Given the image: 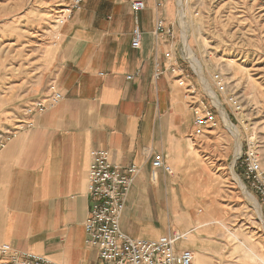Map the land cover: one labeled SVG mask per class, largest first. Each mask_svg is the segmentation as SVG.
I'll use <instances>...</instances> for the list:
<instances>
[{
    "label": "crops",
    "instance_id": "0c3cea01",
    "mask_svg": "<svg viewBox=\"0 0 264 264\" xmlns=\"http://www.w3.org/2000/svg\"><path fill=\"white\" fill-rule=\"evenodd\" d=\"M135 1L85 0L45 51L44 64L63 99L32 115L0 148V246L54 264H95L85 231L89 169L93 153L107 151L113 163L139 169L122 231L143 241L177 232L184 238L179 249L192 251L195 264H210L211 230L179 209L175 172L152 167L156 156L177 172L188 166L195 130L191 102L178 84L177 70L186 67L179 47L154 35L157 19L175 22L173 0L160 8L157 0H141L146 9L138 13ZM136 26L143 33L140 49L131 46ZM184 188L183 205L193 207Z\"/></svg>",
    "mask_w": 264,
    "mask_h": 264
},
{
    "label": "rangeland",
    "instance_id": "374dc122",
    "mask_svg": "<svg viewBox=\"0 0 264 264\" xmlns=\"http://www.w3.org/2000/svg\"><path fill=\"white\" fill-rule=\"evenodd\" d=\"M173 7L176 14V0ZM68 10L69 0H0V148L47 97L53 71L44 53L59 42ZM180 24L176 41L187 40L211 85L212 93L201 77L190 80L195 98L215 122L189 135L188 166L171 168L179 209L211 230L210 264H264V202L249 174L254 168L264 177V0H193ZM216 71L223 93L213 86ZM182 188L193 207L183 205Z\"/></svg>",
    "mask_w": 264,
    "mask_h": 264
},
{
    "label": "built area",
    "instance_id": "2783aa9c",
    "mask_svg": "<svg viewBox=\"0 0 264 264\" xmlns=\"http://www.w3.org/2000/svg\"><path fill=\"white\" fill-rule=\"evenodd\" d=\"M84 1L69 0V16L73 11L79 9ZM157 1L159 8L165 2V0ZM178 1H181L184 8L193 0H176L175 22L167 26L162 19H157L154 35L156 38L165 35L172 43L180 47L179 42L176 41L177 31L181 30L180 19L177 17ZM132 8L136 13L144 11L146 3L141 0L135 1L132 3ZM142 37L143 33L136 26L132 33L131 46L133 49L141 48ZM179 49L181 60L184 64H188L190 74H186L184 69H178V84L186 89V96L191 102L194 114V127L196 131H199L205 126L214 124L215 115L208 110L203 100L195 98L196 87L190 80L200 77L199 72L192 67L184 43ZM170 56L167 54V57ZM202 72L204 75L203 67ZM157 76L160 74L158 73ZM212 81L215 90L221 93L225 91V82L220 71L212 74ZM62 99L63 96L57 85L51 83L48 87L47 97L36 105V113H45L57 106ZM152 167L162 170L166 174H173V170L161 156H156L153 159ZM249 169V174L253 176L251 186L257 190L259 197L264 202V177L254 168ZM138 173L139 169L134 165L122 167L113 163L107 151H96L92 155L88 185L91 208L85 223V231L86 245L97 252L95 264H195V255L192 251L178 248L184 238L177 232L161 241H143L133 239L122 231L120 222L124 204ZM0 264L54 263L44 257L27 252L12 251L6 246H0Z\"/></svg>",
    "mask_w": 264,
    "mask_h": 264
},
{
    "label": "bare ground",
    "instance_id": "6f19581e",
    "mask_svg": "<svg viewBox=\"0 0 264 264\" xmlns=\"http://www.w3.org/2000/svg\"><path fill=\"white\" fill-rule=\"evenodd\" d=\"M183 14H184V8H183V6L181 5V1H178V14H177V17L180 19V18L182 17ZM184 45H185L186 53L188 54V56H189V58H190L192 64L194 65V67H195V69L197 70V72H199V74H200V77H201V80H202V84H203V86H204L206 89H208V90L210 91V93H212L211 90H210V86H208V85L205 83V81H204L203 73H202V71H201V69H200V67H199V64H198V62H197L196 57L194 56V52L192 51V48H191L190 44L187 42V40L184 41ZM231 173H232V172H231ZM232 178H233L234 180H236L235 177H234V175H233V173H232ZM180 196H181V195H180ZM179 199H180V198H179Z\"/></svg>",
    "mask_w": 264,
    "mask_h": 264
}]
</instances>
